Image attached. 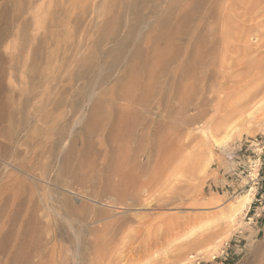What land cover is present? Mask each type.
Returning <instances> with one entry per match:
<instances>
[{"label": "rangeland", "instance_id": "rangeland-1", "mask_svg": "<svg viewBox=\"0 0 264 264\" xmlns=\"http://www.w3.org/2000/svg\"><path fill=\"white\" fill-rule=\"evenodd\" d=\"M182 1L185 0H170L160 8L154 0H0V29L10 28L8 34L0 35V239L4 238L3 234L8 240L6 242L11 243L7 244L10 245L8 247L6 245L7 254H0V259H3L0 264H13L14 248L26 235L28 240H32L30 243H36L38 231L43 228L47 231L49 215L58 222L52 225L58 239L55 241L57 253L60 252L58 250L75 251V235L82 230L81 249H85L86 257L81 264H113L115 259V264H264V213L257 223H250L246 217L249 206L232 220L237 199L251 189L254 195L256 193V188L248 184L247 177L251 163L248 161L254 159V155L251 150H245L251 142L264 140V35H261V32L264 33V14L259 11L249 18L247 24L251 23V29H254L246 30L248 33L244 32V41L235 43L242 51L238 47L239 52L236 49L227 51V65L224 64L225 59L222 63L218 59L217 65L210 67L216 72L208 70L209 75L211 72L216 75H213L215 81L210 76L195 83L197 94L194 92L193 95L178 85L182 76L180 61L186 49L194 50L195 35L206 33L208 29L203 26L200 13L193 8H185L187 1ZM190 10L196 13L187 16ZM119 11L122 18L131 12L133 21L139 25L148 23L142 36L157 34L154 48L165 49L167 40L168 45L171 42L169 54L177 53L176 57L179 56L178 63L168 61V75L166 63L156 70L149 63L144 68L145 75L135 82L131 90L141 94V99L146 97L145 94L150 96L155 93L154 98L162 102L170 95L175 97L182 87L184 98L186 95L191 102H194L195 96L198 98L184 115L188 117H184V127L181 125L176 131L173 127L177 135L170 131L172 128H168L169 131L163 130L167 135L164 138L166 141L142 144V148L147 145V152L140 156L141 170L133 167L131 159H128V151L136 143L119 140L125 135L126 124L122 126L124 118L121 119L117 108L108 106L98 112L96 127L92 128V144L86 142L83 145L79 136L84 126L72 130L73 119H69L66 107L59 101L72 95L73 89L78 86L82 87L80 92L85 96L92 88L103 90L116 82L115 78L108 79L113 70L104 71L98 79L94 78L98 74L96 70L86 73L87 68L81 63L93 51L98 54L119 46L123 34H119L111 44L102 41L101 47L97 48L101 31L109 28L111 22H107L113 20ZM18 12L21 16L15 18L14 14ZM151 45H146L145 49L152 48ZM151 69L155 71V79L154 76L151 78ZM79 73L83 77L75 78L68 85L67 92L69 77H77ZM208 79L212 82L210 80L209 83ZM151 85L152 89L148 87ZM170 86L173 88L169 91ZM204 87L211 88L207 90ZM212 87L216 89L211 90ZM171 91L176 94H171ZM117 92L119 89L112 94ZM160 111L155 109L158 115ZM191 113L192 117H189L187 114ZM169 135L174 139L170 140ZM122 142L125 144L122 145ZM124 161L128 163L125 165ZM80 166L83 170H79L82 169ZM52 204L65 218L55 216ZM16 210L18 213L14 212ZM13 212L18 217L11 216ZM9 222L13 227L18 226L14 229ZM10 226L14 232L9 229ZM106 227L109 228L106 230ZM27 228L28 232L32 228L34 232H30L38 236L28 235ZM148 229L152 230L151 234ZM10 231L20 234L15 233L16 237ZM109 233H114V241ZM100 236L102 244L99 245ZM105 238H112L110 248ZM103 239L108 245H104ZM106 247L111 255L104 251ZM113 249L116 251H113L114 254ZM135 250L138 252L132 255ZM58 257H55L56 261L60 260ZM119 257L124 261H120ZM55 259L53 264H75L71 256L64 262H56Z\"/></svg>", "mask_w": 264, "mask_h": 264}, {"label": "bare ground", "instance_id": "bare-ground-1", "mask_svg": "<svg viewBox=\"0 0 264 264\" xmlns=\"http://www.w3.org/2000/svg\"><path fill=\"white\" fill-rule=\"evenodd\" d=\"M152 1V0H150ZM157 4L158 7L162 8L164 7L163 5L165 3H168L170 0H154ZM179 1V0H178ZM187 1V3H186ZM173 2V1H172ZM183 2V1H182ZM186 3V6L185 8L187 9H191L193 8L194 10L197 11V13H200L201 15V20L203 21V26L204 27H207L206 29H208V31L206 33H204L203 31V28H202V32L203 33H199L197 35H195V38H197L195 41H196V45L194 46V50H191L189 51L188 49H186L187 46H185L183 48L184 51V54H183V58L181 57V61H180V70L179 72H182V76L180 78V80L178 82H180L178 85L182 86L186 92V90H188L190 92V94L193 93L194 95V92L196 90L197 87H195V83L197 84L198 82H202V81H205L207 79V77H210L212 76V80H214V76L216 75H212V72L215 70H212L210 67H214L215 65H217V61L218 59L222 61L225 59L226 61V56H227V51L229 52L231 49L235 50L236 51L238 50L237 47L238 45L235 44V43H241L242 41H244V39L246 38V35L244 34V32L246 30H249L251 29V23L250 24H247L248 22L247 21H250L249 18L253 17L255 14L254 13H258L259 11L261 13L264 14V0H185L184 1ZM183 2V3H184ZM116 3V2H115ZM181 3V2H180ZM1 6V4H0ZM183 7V6H182ZM174 9V8H173ZM183 9V8H182ZM96 11V9H94ZM186 10V9H184ZM6 14H8L7 11H5ZM97 12V11H96ZM115 12V11H114ZM195 12V11H194ZM194 12H191L190 10V13H188L187 16H191V13H194ZM13 13V12H12ZM196 13V12H195ZM15 18H18L17 16H21V12L19 13H15L14 14ZM113 16V14H112ZM9 18V17H8ZM187 18V17H185ZM134 17L132 16V13L131 12H128L126 14H124V18H122V12L119 11L116 16L113 18V20L111 21H108L107 23L109 24V22H111L109 26V28H106L104 30L101 31V34H100V40L98 42V45H97V48L101 47L102 45V41H105V43L108 45V44H111L113 43L115 40H117L116 38L118 37L119 34H123V38L122 40L120 41V44L117 48H114V49H111V50H108V52L106 51H101V53L99 52L98 54H96V51H93L91 53V56H87L81 63L82 66L86 67L87 68V72L86 73H89L90 71H94L96 70L98 74H96V76H94V78H98L100 79L101 78V75L105 72H108V70H113L112 72V75L108 77V79H113L114 78L116 79V82L114 84H112L109 88H105L103 90L101 89H97V88H92L91 91H89V94L88 95H85L83 96L81 94V90H82V87L81 86H78L77 88L73 89V92H72V95L70 96H66V99L62 98L60 101V104L61 105H64L67 109V115L68 117L70 116L69 119H73V125H72V130H74V128H77V127H82L84 126V130L82 131V134L79 136V139L80 141H82L81 143L84 145L86 142L88 144H92V142H90L92 139V135L94 136V132L92 130V128L96 127L95 124H97V118L99 117L98 116V112L102 111L104 108L108 107V106H112V107H115L118 109V114H120L119 116L121 117V119H123L121 122L123 123L122 126H125L126 131L125 132V135L123 138H119L120 139H124L125 140V143L128 142V143H132V142H135V147L130 149L128 151V159H131L130 162H132L131 164H133V167H137L139 168L140 170L142 169V162H140V156L142 153H145L147 152L146 150V146L145 145V148H142V146L144 145V143H147V142H152V143H157V142H160V141H163L165 140L164 138L167 136L166 134L164 135V131L163 130H168V128H172V130L170 131H173L175 133L176 131V128H179L181 125L183 126L184 123H185V117L184 115H186V112H188V110L190 109L189 107L192 106L194 104V102L198 99L196 96H195V100L194 102H191L190 100L186 99V95L185 98L183 97V94H184V91L182 90V87L180 88L179 86V90L177 92V94L175 95L172 91H171V94L173 93L175 95V97H172L171 95L167 98V100H161L162 102H159L157 99L154 98V94L153 95H150V96H147V94H145L146 97H143V99H141V96L139 97V94L138 95L136 94V92H134L135 90H131V88L133 86H135V82L137 80H139L141 78V76H144L145 75V71H144V68L149 64V65H153L154 69L156 70V68L160 65L162 66L164 63H168V61H171V62H177L179 60V56L176 57V55H178L176 52H173L174 54L176 53V55H173V54H169L168 52V49H169V45H168V41L166 40V48L165 49H160V48H154L155 45L153 44L154 43V39L156 38V35L157 34H146L144 36H142V33L144 32V30H146L148 28V23H144L142 25H139L137 21H133ZM152 19V18H151ZM162 19V18H161ZM188 19V18H187ZM191 19V18H189ZM200 20V21H201ZM254 20V19H253ZM180 22V21H179ZM256 22V21H255ZM157 23V22H156ZM161 23V22H159ZM185 22H183L184 24ZM187 24V23H186ZM195 24V22H194ZM202 24V23H201ZM258 25H261L259 24V22H257ZM257 24H253V26H257ZM161 25V24H160ZM182 26V24L180 25ZM189 26V25H186V27ZM194 26V25H193ZM262 26V25H261ZM260 27V26H259ZM103 28V27H102ZM155 28V26H154ZM183 30L185 29V26L182 28ZM252 29H254L252 27ZM251 29V30H252ZM181 30V29H180ZM182 30V31H183ZM188 29H186L187 31ZM194 30V29H193ZM201 30V29H200ZM10 31V28L9 27H2L0 29V35L1 37H3L5 34H8V32ZM178 31V30H177ZM176 31V33H177ZM192 31V30H191ZM190 31V32H191ZM206 31V30H205ZM263 31V30H262ZM110 32V33H108ZM175 32V31H174ZM200 32V31H198ZM260 32V31H259ZM264 32V31H263ZM151 33V31H150ZM185 33V32H184ZM245 33H248L245 32ZM175 34V33H174ZM250 34V33H249ZM264 35V33L261 32V35ZM181 35V34H180ZM184 35V34H183ZM197 36V37H196ZM102 37V38H101ZM171 38V37H169ZM248 39V38H247ZM193 41V40H192ZM195 43V42H194ZM105 44L104 47H106L107 45ZM152 44V45H151ZM148 45L152 48H149V49H145V46ZM190 45V44H189ZM222 45V46H220ZM243 45V44H242ZM181 46V45H180ZM191 46V45H190ZM193 46V44H192ZM241 46V45H240ZM196 47V48H195ZM262 47V46H261ZM189 48V47H188ZM239 48V47H238ZM241 48V47H240ZM239 48V49H240ZM243 48V47H242ZM247 48V47H246ZM173 49V48H172ZM179 49V48H178ZM250 48H248L249 50ZM176 50V49H175ZM174 50V51H175ZM242 51V49H240ZM247 49H244L243 51H245ZM173 51V50H171ZM176 51H179V50H176ZM234 51V52H236ZM253 51V50H252ZM233 52V51H231ZM239 52V51H237ZM251 52V51H250ZM249 52V53H250ZM255 52V50H254ZM254 52H251V53H254ZM172 53V52H171ZM180 53V52H178ZM245 53V52H244ZM256 53V52H255ZM254 53V54H255ZM246 54V53H245ZM253 55V54H252ZM77 56V55H76ZM230 57V56H228ZM231 57H232V54H231ZM232 59L234 60V57H232ZM231 58L229 60H232ZM237 60V59H236ZM238 61V60H237ZM179 62V61H178ZM177 62V63H178ZM219 62V61H218ZM234 64H235V60L233 61ZM231 62V63H233ZM117 63V64H116ZM226 63H228V61H226L224 64L227 65ZM78 64V63H77ZM116 64V65H115ZM162 64V65H161ZM220 64V63H219ZM218 64V65H219ZM241 64V63H240ZM79 65V64H78ZM179 65V64H178ZM223 65V64H221ZM229 65V64H228ZM231 65V64H230ZM166 68L168 67V64L165 65ZM224 66V65H223ZM222 66V67H223ZM235 66V65H234ZM233 66V67H234ZM239 66V65H238ZM248 66V65H247ZM221 67V68H222ZM232 67V68H233ZM151 68V67H150ZM209 68L211 69L210 71L211 72V75L210 72H208ZM224 68V67H223ZM229 68V67H228ZM239 68V67H238ZM162 69V68H160ZM225 69H227L225 67ZM235 69V68H233ZM178 70V69H177ZM218 70V69H217ZM232 70V69H231ZM248 70V69H247ZM152 69L149 70V72H151V78H153L154 76V72L152 73ZM219 71V70H218ZM223 71V70H222ZM230 71V70H228ZM237 71V70H236ZM159 72V71H158ZM162 72V71H161ZM166 72H167V75L169 73L168 71V68L166 69ZM216 72V70L214 71ZM220 72V71H219ZM233 72V70H232ZM224 73V72H223ZM176 74V73H175ZM218 74V73H217ZM225 74V73H224ZM80 75H82V73H79L77 75V77H74L73 75H71L73 78L69 77V81L70 83H66V88H67V92H68V85H71L72 82L75 80V78L78 79V77H80ZM85 75V74H84ZM180 75V73H179ZM226 75V74H225ZM147 76V75H146ZM218 76V75H217ZM220 78L221 75H219ZM218 76V77H219ZM231 76V75H230ZM83 77V75H82ZM156 76H154V79H155ZM146 78V77H145ZM211 78V77H210ZM217 78V77H216ZM27 79V78H26ZM102 80H104L102 78ZM153 81V79H151ZM209 80V83H210V80L211 79H208ZM211 80V82H212ZM218 80V79H217ZM154 82V81H153ZM65 83V82H63ZM151 83V82H150ZM221 83V82H220ZM135 84V85H134ZM154 84V83H152ZM203 83H201L202 85ZM172 85V84H171ZM177 84H175L176 86ZM177 85V87H178ZM206 85V83H205ZM204 85V86H205ZM212 85V84H211ZM222 85V84H221ZM90 86V85H89ZM152 89V85L151 86H148ZM154 87V86H153ZM176 87V88H177ZM214 87V86H213ZM212 87L211 90H213L214 88ZM216 87V86H215ZM218 87V86H217ZM84 88V87H83ZM173 88L172 86H170L169 91L170 89ZM175 88V87H174ZM200 88V87H199ZM203 88V87H202ZM201 88V89H202ZM205 88V87H204ZM211 88V87H209ZM209 88H205V89H209ZM116 89H119V93L117 92L116 95H114V93L112 94V92H114ZM133 89V88H132ZM136 89V87L134 88ZM201 89L199 91H201ZM216 89V88H215ZM214 89V90H215ZM147 90V89H146ZM155 90V89H154ZM156 90L157 87H156ZM155 90V92H156ZM210 90V89H209ZM168 91V90H167ZM188 92V93H189ZM197 92H198V89H197ZM148 93L149 95V91L146 92ZM196 93V92H195ZM201 93V92H200ZM197 94V93H196ZM199 94V92H198ZM206 94V92L204 93ZM203 94V95H204ZM168 95V94H167ZM189 95V94H188ZM156 96V95H155ZM200 95H198L199 97ZM202 96V95H201ZM205 96V95H204ZM160 97V96H159ZM157 98V97H156ZM188 98V97H187ZM154 99V100H153ZM165 99V98H164ZM193 99V98H191ZM200 101L202 98H199ZM204 99V97H203ZM199 101V100H198ZM204 101V100H203ZM202 102V101H201ZM200 102V103H201ZM199 103V104H200ZM198 105V104H197ZM197 105H195L196 108ZM205 105V103H204ZM163 106V108H161ZM201 106H203V104H201ZM206 106V105H205ZM7 107V106H6ZM140 107V108H139ZM155 109L157 110H161L159 112V115L161 113H163L162 109L164 110V113L161 114L160 116L158 115L157 112H155ZM144 110H147V111H144ZM199 109H197L198 111ZM204 112V109H202ZM196 111V110H195ZM193 111V112H195ZM196 113V112H195ZM152 114H154V116L151 118ZM189 117H192V113L191 114H187ZM195 114H193L194 116ZM196 116L197 113H196ZM195 116V117H196ZM161 117V118H160ZM185 117V118H184ZM194 117V118H195ZM119 118V117H118ZM188 118V117H187ZM101 119V118H100ZM99 119V120H100ZM120 119V118H119ZM117 119V120H119ZM120 119V120H121ZM119 120V121H120ZM188 120V119H187ZM99 122V121H98ZM191 122V120H190ZM186 124V123H185ZM188 124V123H187ZM98 125H100L98 123ZM94 126V127H93ZM173 127H175V131L173 130ZM184 127V126H183ZM124 128V129H125ZM182 128V127H181ZM121 129V128H120ZM183 129V128H182ZM181 129V130H182ZM96 130V129H95ZM119 130V129H118ZM179 133L180 130H177ZM166 132V131H165ZM177 132V133H178ZM120 133V132H119ZM163 133V134H162ZM169 133V132H168ZM178 133V135H179ZM118 134V133H117ZM176 134V133H175ZM116 135V134H115ZM171 135V134H170ZM169 135L170 137V140H173L171 139V136ZM177 135V134H176ZM182 135V134H181ZM180 135V136H181ZM120 136V135H119ZM119 136H116V138H118ZM174 137V136H172ZM179 137V136H178ZM115 138V139H116ZM167 138V137H166ZM112 139V138H111ZM178 139V138H176ZM118 140V141H119ZM122 141V140H121ZM166 141V140H165ZM164 142V141H163ZM169 142V141H168ZM115 143V142H114ZM118 143V142H117ZM124 142H122L121 144L123 145ZM124 143V144H125ZM127 143V145H128ZM161 143V142H160ZM167 143V142H166ZM165 143V144H166ZM67 143L65 142V145ZM87 144V145H88ZM120 144V145H121ZM143 144V145H142ZM163 144V145H165ZM169 144V143H168ZM64 145V146H65ZM103 145V144H102ZM119 145V146H120ZM126 145V147H127ZM130 145V144H129ZM128 145V146H129ZM159 145V144H158ZM167 145V144H166ZM118 146V147H119ZM132 146V144H131ZM154 146V145H153ZM114 147H115V144H114ZM121 147V146H120ZM123 147V146H122ZM121 147V148H122ZM149 147V146H148ZM158 147H161V146H158ZM113 148V147H112ZM124 148V147H123ZM155 148V146H154ZM166 148V147H164ZM110 149V148H109ZM119 149V148H118ZM129 149V148H128ZM126 149V150H128ZM105 150H108V149H105ZM116 150V149H115ZM153 151V148L151 149ZM159 150V149H158ZM111 151V150H110ZM109 151V152H110ZM120 152V149L118 150ZM122 151V150H121ZM161 151V149H160ZM124 152H125V149H124ZM124 152H122L121 154H123ZM150 152V151H149ZM107 153V151L105 152ZM110 153H113L110 152ZM109 153V154H110ZM115 153V152H114ZM153 153V152H152ZM154 153L156 154V152L154 151ZM153 153V154H154ZM159 153V152H158ZM120 154V153H119ZM126 154V153H124ZM150 154V153H149ZM105 155V154H104ZM116 155V154H115ZM108 156V155H107ZM123 156V155H122ZM155 156V155H154ZM65 157V156H64ZM106 157V156H105ZM109 157V156H108ZM114 157V156H113ZM127 157V156H126ZM115 158V157H114ZM150 158V157H149ZM111 159V158H110ZM118 159V158H117ZM120 159V158H119ZM122 159H125L124 157H122ZM121 160V159H120ZM127 160V158H126ZM123 162V161H122ZM121 162V163H122ZM119 163V162H117ZM125 163V161H124ZM128 163V162H127ZM125 163V165L127 164ZM130 164V163H129ZM130 164V165H131ZM82 165V164H81ZM80 168H82L80 166ZM135 169V168H134ZM71 170V169H70ZM79 170H83L82 169H79ZM136 171V170H135ZM79 172H83V171H79ZM85 174V173H84ZM88 174V173H87ZM86 174V175H87ZM85 176V175H84ZM93 177V176H92ZM88 178V176H87ZM87 178L85 180H87ZM94 179V178H93ZM13 180V179H12ZM80 181V179H78ZM83 179V181H85ZM95 180V179H94ZM88 182V181H87ZM86 182V183H87ZM93 182V181H92ZM79 183V182H78ZM91 183V182H89ZM109 184V183H108ZM89 186V184L87 185ZM129 187V186H128ZM111 187H109L110 189ZM113 188V187H112ZM116 189V188H115ZM117 190H119V188H117ZM116 190V191H117ZM128 191V189H127ZM125 190V192H127ZM253 189L247 191L244 195H242L240 198L237 199V201L234 203V206L236 208V211L235 213L233 214L232 216V220H234L235 217L239 216L241 214L242 211H245V209H247L251 202H252V199H253ZM119 192V191H118ZM122 192V191H121ZM9 193V192H8ZM51 198V197H50ZM53 200V199H52ZM68 200L70 201V199L68 198ZM17 201V200H16ZM60 201V200H59ZM68 201V202H69ZM11 203V202H9ZM13 203V202H12ZM16 203V202H14ZM62 203V202H61ZM10 205V204H8ZM12 205V204H11ZM53 205V204H52ZM67 205H70L69 203ZM33 207V206H32ZM53 207L56 209V207L53 205ZM52 207V211L54 212L55 216L59 217L60 219L61 218H65V216H63L59 211L54 210V208ZM71 208V207H70ZM12 209V208H10ZM31 209V208H29ZM26 210V209H25ZM34 210V209H33ZM69 211V210H68ZM72 211V210H71ZM74 211V210H73ZM14 212H17L14 211ZM14 212L13 214L11 213V216L14 215ZM28 212V211H27ZM33 212V211H32ZM35 212V211H34ZM70 212V211H69ZM10 213V212H9ZM18 213V212H17ZM16 213V214H17ZM21 213H25L24 212H21ZM71 213V212H70ZM15 214V215H16ZM20 214V213H19ZM28 214L31 215V213L28 212ZM14 215V217H15ZM21 215V214H20ZM23 215V214H22ZM26 215V214H25ZM10 216V217H11ZM18 217V215H16ZM63 216V217H62ZM30 217V216H28ZM27 217V219H28ZM36 217V216H34ZM34 217H32L34 219ZM3 218V217H2ZM1 218V219H2ZM21 218V216H20ZM23 218V217H22ZM22 218H21V221H22ZM26 218V217H25ZM24 218V220H25ZM78 218V217H77ZM15 219V218H14ZM30 219V218H29ZM44 219V218H43ZM4 220V219H3ZM13 220V219H12ZM17 220V218L15 219ZM32 220V219H31ZM30 220V221H31ZM37 220V219H36ZM66 220V219H65ZM79 220V218H78ZM80 220H82L80 218ZM6 221V219H5ZM8 221V220H7ZM11 221V220H10ZM26 221V220H25ZM24 221V222H25ZM35 221V219H34ZM33 221V223H34ZM57 221V220H56ZM54 220L53 217H51V215H49V218L46 220V229L47 231L43 228V230L41 231H38L39 232V238L34 239L36 240V243H30L32 240H28L29 239V236H25L23 241L20 242V246L18 248L15 247L14 249V252H13V264H53V260L55 259V257L59 256L58 258H60V260L58 259V261L60 262H64L66 261L65 259H70V256L74 259L75 261V264H81V261L84 260V258L86 257L85 256V253H84V250L82 251L81 247L83 245V241H82V237H80V234L82 232V230H79L77 231L78 234L75 235L76 237V244H77V248L75 249V251H64L62 252L61 250H58L60 252L57 253V249L55 248V241L58 240L57 239V234L56 232L54 231V228L55 226H52L54 225L55 223L58 224V222H56ZM2 222V221H1ZM32 222V221H31ZM70 222V221H69ZM83 222V221H82ZM7 223V222H6ZM11 222H9L10 224ZM16 223V222H15ZM27 224V223H26ZM69 224V223H68ZM2 225V224H1ZM14 225V224H13ZM25 225V223L23 224V226ZM35 225V224H34ZM11 226H12V223H11ZM11 226L9 229H11ZM16 226H18L16 224ZM14 226V227H16ZM82 226V225H81ZM85 226V225H84ZM83 226V227H84ZM102 226V225H101ZM108 226V225H107ZM114 225L112 226H109L110 229H112ZM7 227V226H6ZM13 227V226H12ZM13 227V228H14ZM21 227V226H20ZM26 227V226H25ZM30 227V226H29ZM105 227V226H104ZM108 227V228H109ZM116 227V225H115ZM123 227V226H122ZM149 227V225H148ZM147 227V228H148ZM173 227V226H172ZM1 228V226H0ZM40 228V229H41ZM106 227V230L108 229ZM117 228V227H116ZM115 228V229H116ZM15 229V228H14ZM21 229H23V227H21ZM21 229H20V232H21ZM36 229V228H35ZM104 231L106 232L105 228H103ZM109 229V230H110ZM150 229V227H149ZM148 229V230H149ZM152 229V228H151ZM12 230V229H11ZM18 230V228H17ZM16 230V231H17ZM32 230V228L30 229V231ZM73 230V229H72ZM86 230V229H85ZM102 230V229H101ZM147 230V229H146ZM9 232V230H7ZM13 231V230H12ZM15 231V230H14ZM13 231V232H14ZM24 231H26L24 229ZM29 231V232H30ZM34 232V230H32ZM31 231V232H32ZM103 231V230H102ZM115 232L117 230H114ZM143 231V230H142ZM150 231V230H149ZM152 231V230H151ZM151 231H150V234H151ZM175 231V230H174ZM4 232H5V229H4ZM11 232V231H10ZM19 232V234H20ZM28 232V228H27V234L28 235H33V233H29ZM74 232V231H73ZM109 232V231H107ZM112 232V231H111ZM110 232V233H111ZM114 232V233H115ZM147 232V231H146ZM155 232V231H154ZM12 233V232H11ZM16 234H18L17 232H15ZM15 233H12L11 235H15ZM104 233V232H103ZM101 234L104 235V234ZM109 233V234H110ZM113 233V235H114ZM117 233V232H116ZM115 233V234H116ZM140 233V231H139ZM138 233V234H139ZM143 233V232H142ZM149 233V232H148ZM171 233V232H170ZM175 233V232H174ZM18 234V235H19ZM38 234V233H37ZM149 234V235H150ZM154 234V233H153ZM34 235H36V233H34ZM33 235V237H35ZM112 234L109 235V237H114L115 236H111ZM1 236H4L1 237L0 239V254L1 253H6L5 250H6V245L10 243L9 242H6L8 240H6V237L5 235H1ZM6 236H8L6 234ZM16 236V235H15ZM22 236V235H20ZM24 236V234H23ZM22 236V237H23ZM38 236V235H36ZM101 236L98 238V244H102L100 243L101 241ZM11 237V236H10ZM14 237V236H12ZM17 237V236H16ZM33 237H31L30 239H32ZM62 237V236H61ZM67 237V236H66ZM149 238H151L150 236H148ZM3 238V239H2ZM64 238V237H63ZM108 238V237H107ZM107 238H105L108 243L110 240H112V238L110 240H108ZM114 238H113V241H114ZM147 238V239H149ZM10 239V238H9ZM21 239V237H20ZM19 239V240H20ZM65 239V238H64ZM18 241V238L16 239ZM104 240V239H103ZM12 241V240H11ZM86 241V240H85ZM92 241V240H91ZM144 241V240H143ZM13 242V241H12ZM16 242V241H14ZM93 242V241H92ZM90 242V243H92ZM103 242V241H102ZM105 244L104 245H108V243H106V241L104 240ZM132 244V241H130ZM96 243V244H97ZM112 243V242H111ZM140 243V242H139ZM143 243V242H141ZM16 244V243H15ZM18 244V242H17ZM61 244L62 246V243H59ZM64 244V243H63ZM89 244V243H88ZM96 244H92V246L96 245ZM129 244V243H127ZM129 244V245H130ZM138 244V243H137ZM143 244H147L148 243H143ZM142 244V246H143ZM68 245V244H67ZM86 245V244H85ZM98 245V246H99ZM104 245L102 247H104ZM112 244L109 243V248ZM133 245V244H132ZM135 245V244H134ZM145 247V245L143 247H145V249H147L148 247ZM10 246V245H7V247ZM15 246V245H14ZM66 245H64L65 247ZM101 246H100V249H101ZM125 246V245H124ZM128 246V245H126ZM131 246V245H130ZM85 247V246H84ZM88 247V246H87ZM97 247V246H95ZM94 247V248H95ZM137 247V245H136ZM139 247V245H138ZM137 247V248H138ZM63 248V247H62ZM61 248V249H62ZM67 248V246H66ZM69 248V246H68ZM93 248V247H92ZM105 248V247H104ZM108 247H106V249L104 250L105 252H108ZM112 248V247H111ZM123 248V246H122ZM122 248H119L122 249ZM127 248V247H126ZM130 247H128L129 249ZM8 249V248H7ZM10 249V248H9ZM60 249V248H59ZM62 249V250H64ZM70 249V248H69ZM72 249V248H71ZM135 249V248H134ZM133 249V250H134ZM140 249V248H138ZM137 249V250H138ZM143 249V248H142ZM149 249V248H148ZM13 250V248H12ZM98 250V249H97ZM96 248H95V252H97ZM117 249V251H119ZM130 250V249H129ZM7 251V250H6ZM10 251V250H9ZM8 251V252H9ZM92 251H94L92 249ZM100 251V250H99ZM98 251V252H99ZM103 251V252H104ZM112 252L115 251V249L111 250ZM128 251V250H127ZM136 251V250H135ZM144 251V250H143ZM11 252V251H10ZM87 252V251H86ZM102 252V251H101ZM104 252V253H105ZM116 252V251H115ZM132 252V250H131ZM138 251H136L134 253H132V255H135ZM141 252V251H140ZM139 252V253H140ZM100 253V252H99ZM129 253V252H128ZM11 253H8V255L10 256ZM87 254V253H86ZM96 254V253H95ZM108 254H112V253H109ZM114 254V252H113ZM118 254V252H117ZM127 254V253H126ZM7 255V256H8ZM106 255V254H105ZM110 255H107L110 256ZM116 255V254H115ZM6 256V255H5ZM12 256V255H11ZM10 256V257H11ZM123 257H125L124 255H122ZM4 257V255H3ZM1 257V258H3ZM69 257V258H68ZM98 257V256H97ZM103 257V255L101 256V258ZM106 257V256H105ZM113 259L114 256L112 255ZM118 257V256H117ZM129 257V256H128ZM5 258V261H7L6 257ZM110 258V257H109ZM126 258V257H125ZM103 259H106V258H103ZM120 261H124L122 259L124 258H118ZM3 261V259H0ZM100 260V259H99ZM117 260V259H115ZM113 262V264H115L116 262ZM130 260V259H129ZM128 260V261H129ZM10 261H11V258H10ZM56 261V259H55ZM56 261V262H58ZM85 261V260H84ZM105 261V260H104ZM111 260H109L110 262ZM113 261V260H112ZM119 261V262H120ZM12 262V261H11ZM2 263V262H1ZM8 262H5L4 264H7ZM111 263V262H110ZM57 264V263H56ZM66 264V263H65ZM95 264V262H94ZM97 264V263H96ZM120 264V263H119Z\"/></svg>", "mask_w": 264, "mask_h": 264}, {"label": "built area", "instance_id": "built-area-1", "mask_svg": "<svg viewBox=\"0 0 264 264\" xmlns=\"http://www.w3.org/2000/svg\"><path fill=\"white\" fill-rule=\"evenodd\" d=\"M248 150H251L254 155V159L248 161H251L247 174L248 184L256 188V193L247 210L246 217H248L250 223L254 221L257 223L264 213V174L262 173L264 164V140L251 142L245 151Z\"/></svg>", "mask_w": 264, "mask_h": 264}]
</instances>
